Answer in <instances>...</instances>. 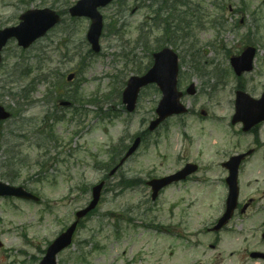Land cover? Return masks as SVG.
Wrapping results in <instances>:
<instances>
[{
  "label": "rangeland",
  "instance_id": "374dc122",
  "mask_svg": "<svg viewBox=\"0 0 264 264\" xmlns=\"http://www.w3.org/2000/svg\"><path fill=\"white\" fill-rule=\"evenodd\" d=\"M78 1L70 0L69 6ZM184 1L194 7L200 4L202 27L195 28L189 40L168 46L180 57V90L196 84L197 95L183 99L195 112L172 118L156 132L145 135L135 156L109 179L95 215L82 223L74 244L59 255L58 264H244V237L252 239L249 249L258 240L256 234L251 235L261 216L251 220L243 216L244 221L236 217L222 235L207 234L205 229L211 228L224 209L226 187L218 182L223 175L217 169L198 175L206 177V183L173 187L157 201L151 199L148 181L171 174L187 160H200L203 169H207L206 165H214L211 161L219 160L223 154L217 149L228 150L235 143L237 138L232 140L228 136V125L232 123L239 82L254 98L264 93V0ZM63 2L66 0H0V29L18 25L19 17L29 10L64 11ZM147 4L144 0H119L100 9L105 23L100 54L89 53L86 35L90 20L74 19L69 14L31 49L24 51L12 41L4 50L0 104L16 114L3 126L0 181L6 182L4 175L13 177V185L37 193L42 201L37 204L0 198V241L4 244L0 248V264H39L47 243L72 224L75 213L90 202L91 191L82 193V184L89 191L91 185L106 179L98 166L95 168L96 164L111 161L113 147L116 150L122 145L131 146L155 118L162 98L156 86L141 92L134 113H127L122 104L128 80L151 67L157 49L155 41L161 38L151 21L155 7L148 8ZM238 9L243 12L237 14ZM176 37L181 34L176 33ZM248 43L258 48L255 67L239 81L231 69L230 58L241 54ZM67 51L71 59L64 60ZM56 70L78 71V78L67 91L73 94L78 88L84 97L99 101L84 106L87 111L82 114L81 125L79 115L73 116L72 110L58 112L65 121L54 128V135L59 138L57 146L45 136L47 131H38L49 109L48 91L55 82L54 77L47 81H42V77ZM223 70L225 74L221 73ZM24 72H28L27 77H22ZM24 93L29 101L23 98ZM52 100L50 107L54 109L58 103L55 97ZM202 111L208 112L207 118L200 115ZM30 120L35 124L27 125ZM261 134L264 141V128ZM17 136L21 138L18 140ZM240 138L241 145L247 147L253 136ZM41 145L45 146L44 151L38 148ZM13 146L21 151L20 160L27 162L18 173L14 168L20 160L10 159ZM45 150L52 158L48 170L38 177L42 169L37 162L45 160ZM261 160L255 158L247 166L243 183L251 187H246L244 195L264 187V173L257 174L252 169L256 162L262 164ZM5 163L9 166L4 167ZM122 176L139 182L120 191L117 185Z\"/></svg>",
  "mask_w": 264,
  "mask_h": 264
},
{
  "label": "water",
  "instance_id": "95a60500",
  "mask_svg": "<svg viewBox=\"0 0 264 264\" xmlns=\"http://www.w3.org/2000/svg\"><path fill=\"white\" fill-rule=\"evenodd\" d=\"M113 0H82L77 3L75 7L70 10L73 17H88L92 20L91 28L88 33V40L92 45L95 52L100 51V37L103 30V17L98 11V8L105 7ZM21 23L16 27L6 28L0 31V64H1V52L11 39H16L18 45L24 49L30 47L46 33L55 27L60 18L58 15L50 10H33L22 15ZM256 50L254 48H248L238 58L232 59V66L234 67L237 75H241L244 72H250L253 69V61ZM155 65L143 77H132L128 82V86L123 94L124 103L127 105V109L132 112L136 108L137 99L140 90L151 84L158 83L164 93V99L160 103L157 110L159 118L152 122L150 129L154 130L162 123L167 117L173 114L185 113L186 109L180 104V98L182 93L177 91V76H178V56L170 49H164L162 52L154 55ZM72 77H70L71 79ZM188 93L193 95L196 93L194 85H192ZM10 117L4 108L0 106V121H4ZM235 122L243 121L245 124L251 125L261 121H264V96L261 100L256 101L248 97L242 92L237 93V114L234 119ZM140 139H137L134 146L131 148L124 161L132 155L138 145ZM172 178L165 180H155L150 183L154 187V198L158 191L165 187ZM231 184V197L229 199V207L233 205V208H229L225 217L221 220L219 226L216 229H220L222 225L226 224L231 218L233 210L236 204L237 191L235 185H232V181L236 182V173L232 174L230 179ZM104 184L99 185L94 189V199L90 206L85 210L77 214L78 221L85 217L88 213L94 210L101 197V191ZM237 189V187H236ZM0 196H16L27 199H36L30 194H27L22 188H16L3 184L0 182ZM37 200V199H36ZM78 222L73 224L66 232L60 235L54 243L48 248L47 253L41 264H57V255L68 248L73 241V236L76 231ZM1 246V244H0Z\"/></svg>",
  "mask_w": 264,
  "mask_h": 264
},
{
  "label": "flooded vegetation",
  "instance_id": "af4514ba",
  "mask_svg": "<svg viewBox=\"0 0 264 264\" xmlns=\"http://www.w3.org/2000/svg\"><path fill=\"white\" fill-rule=\"evenodd\" d=\"M264 125V124H263ZM263 125H259L257 127H255L254 129H252L249 134H251L253 136L252 139V145L249 148L243 149L242 145H236L233 147L234 153H232V155L234 154H242V153H247L248 151H253V153L247 157L242 164L239 167V176L240 179L244 177V175L246 174L245 171L247 170V166L252 163V161L255 158H262V164H260L259 162H256L253 166V170L257 173V174H263L264 173V154L262 155L261 152L264 148V141L262 140V129H263ZM233 133H235L236 137H239V135H243L241 130H235L232 129ZM224 147V146H223ZM220 152H223V148L218 149ZM217 156H219L217 154ZM231 155H224L222 154L219 160H216V169L218 173H222L223 177L222 179H220L222 186H226V177L229 174V170L226 167V164L228 162V160L230 159ZM186 165V164H185ZM185 165H182L181 168L175 170L173 173H176L177 171H179L180 169H182ZM250 169V170H252ZM212 170V167H211ZM255 179H260L258 177H255ZM192 182H199V178H194V177H188L185 180H182L180 182L175 183L173 186H186ZM246 187H251V186H245L244 190L246 189ZM244 194L245 191H244ZM244 200L241 201L239 203L238 206V211L236 214L237 218H241L243 216L248 217V220L254 218V216H261L258 224L256 226H258V228L256 230L253 231L251 237L254 236V234H256V238H258L257 236H259L258 240L254 243V248L253 249H249L248 244L250 243V241L252 239H246V241L244 242L245 245L247 246L246 248H244V253L247 256V259L249 258V262L253 261H259V263H264V259L262 258H257V259H253L251 257V253L252 252H261L264 253V187L263 188H259L258 190L256 189L254 191V193H250L245 195ZM259 203H263V205L260 208H257L256 206ZM245 208V209H244ZM252 213V214H251ZM251 214V215H250ZM235 218V217H234ZM242 219V218H241ZM235 219H233L234 221ZM242 221H244V219H242ZM227 229V228H226ZM226 229H223L222 232L220 233L221 235L226 232ZM241 230H243V232L245 231L244 228H242ZM246 238V237H245ZM249 262H246L245 264H248Z\"/></svg>",
  "mask_w": 264,
  "mask_h": 264
},
{
  "label": "trees",
  "instance_id": "16d2710c",
  "mask_svg": "<svg viewBox=\"0 0 264 264\" xmlns=\"http://www.w3.org/2000/svg\"><path fill=\"white\" fill-rule=\"evenodd\" d=\"M69 1L70 0H66V3L69 4ZM169 1L170 0H161L159 2L160 5L159 9L156 12H154V14L156 15V19L162 21V23H159V25L163 27L164 35L167 37H171L173 36V34H176L178 32H187L186 35L191 34L193 29H195L199 25L194 21L197 11L196 10L192 11L193 13L190 14L189 12L191 10L184 11L181 9L186 6L184 2H181L179 0H174L172 1V3H170ZM171 18H174L173 21V24L175 25L174 29L172 28L173 26H172ZM188 19H192V21H187ZM182 25H184L185 27L182 28ZM171 43L175 44L176 41H173ZM55 77H56V89H60L65 92L64 90V86L66 85L65 74L60 73L58 71ZM64 92H58V96L67 97L69 99H73L74 101H78V100H80L81 102L85 101V99H83L82 97L81 99L78 97L77 92H75L73 96H68L67 93ZM3 178L6 179L8 182H14L13 177L4 175Z\"/></svg>",
  "mask_w": 264,
  "mask_h": 264
}]
</instances>
